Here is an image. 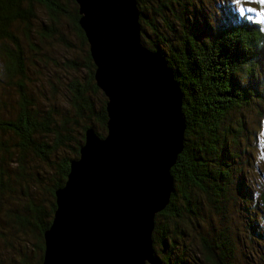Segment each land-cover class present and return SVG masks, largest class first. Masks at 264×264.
I'll use <instances>...</instances> for the list:
<instances>
[{
  "label": "trees",
  "instance_id": "obj_1",
  "mask_svg": "<svg viewBox=\"0 0 264 264\" xmlns=\"http://www.w3.org/2000/svg\"><path fill=\"white\" fill-rule=\"evenodd\" d=\"M135 1L140 44L162 58L181 94L180 113L185 125L183 147L169 170L173 189L168 205L154 216L152 231V247H169L171 252L175 242L172 234L168 236L165 221L173 223L175 233V223L185 215H195L193 208L197 209L195 202L199 195L215 204L222 201L235 158L228 153L223 135L225 131L229 133L230 127L226 125L228 130H221V122L235 106L246 103V99L253 95L249 92L251 90L243 88V70L248 69L251 73L255 66H259L263 57L264 33L257 22L242 20L208 35L206 21L201 20V25L190 29L180 22L175 15L179 0ZM35 6L44 10L46 22L32 30ZM165 14L172 16L176 27ZM78 18L74 0H0V89L2 95L11 87L16 93L15 107L6 109V102L0 101V264H12L2 254L3 247L9 244V229H20L26 237L30 235L38 252L37 258L31 257L29 262L18 260L15 264L41 263L43 233L48 229L55 210L54 192L65 182L69 162L78 157L84 131L88 128L94 131V127H98L100 134L94 132L102 138L105 130L106 99L95 86L94 66L88 48L80 64L75 60L63 63L73 71L84 69L82 78H74L67 86L70 113L57 114L54 108L42 110L33 104L27 93L23 48L16 33L24 32L28 38L33 31L39 39L53 41L71 50L74 45L61 29L64 21L73 38L87 47L77 24ZM179 28L180 34L177 32ZM27 47L37 51L33 43ZM96 95L101 101L95 104L91 97ZM75 128L79 129L76 135ZM63 148L68 149L72 157L58 158L56 155ZM31 158L52 168L46 180H41L42 177H37L27 167ZM32 183L46 185V203L41 204L29 195V186L34 187ZM258 186L256 204L264 216V177L261 179L260 176ZM238 188L245 190L248 185L246 187L240 180ZM17 190L25 196H16ZM5 192L8 193L6 198L2 197ZM160 216L164 217V222L157 225ZM201 241L205 262L231 264L229 258L224 260L225 251L219 248L220 255H216L212 247L205 245L204 239ZM183 253L180 251L172 259L164 257V261L159 257V262L202 263ZM154 254L153 250L159 264Z\"/></svg>",
  "mask_w": 264,
  "mask_h": 264
},
{
  "label": "water",
  "instance_id": "obj_2",
  "mask_svg": "<svg viewBox=\"0 0 264 264\" xmlns=\"http://www.w3.org/2000/svg\"><path fill=\"white\" fill-rule=\"evenodd\" d=\"M105 102V136L88 128L43 233L40 264H158L154 216L172 192L183 147L181 94L139 41L135 0H74Z\"/></svg>",
  "mask_w": 264,
  "mask_h": 264
},
{
  "label": "rangeland",
  "instance_id": "obj_3",
  "mask_svg": "<svg viewBox=\"0 0 264 264\" xmlns=\"http://www.w3.org/2000/svg\"><path fill=\"white\" fill-rule=\"evenodd\" d=\"M34 10L35 17L31 24L32 30H37L46 22V15L39 6H35ZM175 15L189 29L194 25H201V20L206 21L209 27L205 26V32L208 35L216 34L228 25L242 20L257 22L264 33V0H179ZM165 17L170 23L173 22L171 15L165 14ZM61 26L74 45L71 50H66L53 41H43L33 31L29 33L28 38H25L24 32L16 33L23 48L27 93L36 107L42 110L54 108L57 114L70 113L68 83L74 78L81 79L84 75V69L73 71L67 69L63 63L66 60H75L80 64L87 50V47L81 46L73 38L72 31L64 21ZM173 26L176 27L177 24L174 23ZM145 32L149 34L148 31ZM177 32L180 34L181 29H177ZM140 40L143 42L142 38ZM31 43L37 46L36 52L28 49L27 46ZM262 53L259 66H255L251 73L248 69L243 70V88L251 90L249 92L253 95L246 99V103L240 102L235 106L221 122V130H228L226 125L230 127L229 133L225 131L223 135L228 145V153L235 158L222 201L215 204L199 195L195 202L197 209L193 208L195 215H185L181 221L175 223V233L173 223L165 221L168 236L172 234L175 245L171 252L169 247L163 249L153 246L158 262L159 257L163 258V261L164 257L172 259V256L174 258L181 251L187 257L199 259L202 262L199 264H209L205 262L202 251L204 246L201 240L204 239L205 245L212 247L216 255H220L219 248L225 251L224 260L228 261L229 258L231 264H264V216L256 204L259 179L260 176L261 179L264 177V44ZM1 92L2 89L0 101L6 102L5 108L15 107L14 88L5 89L3 95ZM97 95L91 97L95 104L101 101ZM2 114L6 116L5 113ZM73 131L76 135L79 129L75 128ZM94 131L99 134L101 132L98 127H94ZM105 133V130L102 131V137ZM56 156L70 158L72 154L63 148ZM28 160L27 167L37 174V177H42L41 180L50 176L52 168L49 165L39 163L34 158ZM240 180L246 187L248 185L247 189L238 188ZM32 184L34 187L32 189L29 186V195L41 204L46 203V185L42 187L38 183ZM16 193L18 197L25 196L18 190ZM7 195L5 192L2 197L6 198ZM163 220L164 217H157V225L163 223ZM7 234L9 244L3 247L2 253L7 261L15 264L18 260L29 262L31 257L37 258L38 252L30 235L26 237L20 229H9ZM259 234H262L261 237ZM144 264L148 263L145 261Z\"/></svg>",
  "mask_w": 264,
  "mask_h": 264
}]
</instances>
